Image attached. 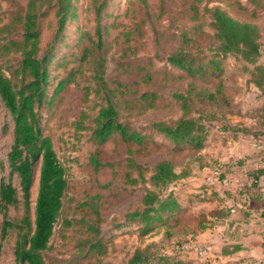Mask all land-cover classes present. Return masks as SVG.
Instances as JSON below:
<instances>
[{"label": "rangeland", "instance_id": "rangeland-1", "mask_svg": "<svg viewBox=\"0 0 264 264\" xmlns=\"http://www.w3.org/2000/svg\"><path fill=\"white\" fill-rule=\"evenodd\" d=\"M25 1L0 0L2 21H8L12 11ZM74 2L78 15L66 23L62 38L59 36L54 43L55 56L50 64L47 96L51 94L57 79L71 68L75 72L74 79L51 101L38 108L40 125L44 134L51 137L68 180L62 210L44 256L58 264H126L136 248L152 243L151 250L156 253L179 251L184 255L193 254L200 262L193 252L180 249L184 239H196L190 233L185 235L180 232L186 229L182 227L184 224L194 226L196 222L192 218L195 214L192 210L196 209L192 206L187 213L180 212L167 221L164 215L147 233L142 231L137 218L128 217L127 214L142 209L147 189L157 191L160 196L166 194V187L155 188L150 178L157 161L171 158L178 172L183 168L192 170L198 164L193 159L196 154L193 150H175L163 134L152 133L150 124L154 120L175 117L180 113L170 96L173 91L182 89L189 80L209 89L223 84L227 87L234 111L249 108L242 105L249 103L250 72L255 64H264V57L258 56L255 62H250L238 53H218V41L208 8L218 5L235 18L256 23L261 31L262 55L264 0H107L100 19L103 42L95 46L93 55L86 60L81 59L82 49L90 44L89 38L95 39L93 4L91 0ZM259 2L262 7H259ZM184 31L190 38L189 47L197 54L207 57L219 54L224 67L220 77L190 79L182 69L166 62V55L178 47ZM53 32L54 19L50 11L43 20L41 49L52 40ZM18 55L9 54L8 64L15 63ZM97 57L102 61L100 71L94 69L93 60ZM58 60L60 63L56 66ZM107 88L112 90L111 100L119 118L143 132L152 133L144 152H136L137 145L129 149L119 136L111 137L98 147L93 142V119L99 107L105 103ZM143 91H151L155 95L142 99ZM150 100L155 105L148 107ZM200 108L207 114L217 112L218 116L226 111L225 107L214 103L202 104ZM12 126L11 115L0 100V176L9 171L7 151L12 142ZM209 134L208 151L225 153V142L221 145L214 143L215 139L221 141L224 137L218 138L212 132ZM201 155V161L208 164L205 167H217L222 174H227L224 168L238 160L231 158L222 165ZM129 159L141 167H130ZM127 173L135 176L137 181H129ZM234 173L238 176L239 171ZM139 174H142V179ZM38 176L39 165L36 166L31 189L32 206L37 195ZM205 176L206 170L201 184L205 187L204 192L230 190L229 185L207 184ZM172 188L184 206L197 201L201 193L188 191V182L178 181ZM21 214V205L8 209L10 217L18 218ZM95 228H98V232H94ZM167 232L174 234L170 236ZM95 237L100 238L104 252L88 249L90 240ZM14 239L15 231H12L1 241L0 264H14ZM149 264L164 263L152 260Z\"/></svg>", "mask_w": 264, "mask_h": 264}, {"label": "trees", "instance_id": "trees-1", "mask_svg": "<svg viewBox=\"0 0 264 264\" xmlns=\"http://www.w3.org/2000/svg\"><path fill=\"white\" fill-rule=\"evenodd\" d=\"M91 1L94 9L95 39L89 38L90 44L82 49L81 59L84 60L93 55L96 45L100 46L103 42L100 19L107 0ZM259 3V7H262L261 2ZM50 11L54 19V32L52 40L41 49L43 20ZM208 11L214 36L218 41V53H238L245 60L255 62L262 52L260 27L252 21L233 17L218 5L208 8ZM77 15L74 0H26L12 11L8 21L3 22L0 18V100L9 111L13 122L12 142L7 151L9 171L0 176V243L15 231L14 264H58L47 260L44 250L49 246L55 223L61 213L68 180L65 166L57 155L51 137L44 134L40 125L38 108L51 101L74 79L75 72L71 68L57 79L51 94L47 96L50 64L55 56L54 43L59 36L62 38L61 33L66 23ZM189 40L187 33L182 32L180 44L166 55V62L182 69L190 79L220 77L224 67L219 54L209 57L199 55L189 47ZM15 53L19 54L17 61L8 64L7 56ZM93 62L94 69L100 71L101 58L97 57ZM62 64L63 62L60 65ZM249 83L257 87L258 95L262 97L261 104L244 111H234L226 85L218 84L215 89H209L189 80L182 89L173 91L170 95L180 113L175 117L154 120L150 124L152 133L163 134L175 150H199L207 145L211 125L219 120L225 121L228 114L236 112L254 118L250 125L242 123L240 128L244 133L251 134L256 140L264 139V64H255L254 70L250 72ZM106 91L105 103L99 107L93 119V142L98 147L111 137L119 136L129 149L137 145L136 152H144L152 133L143 132L122 121L111 100L112 90L107 88ZM153 95L154 92L143 91L140 97L150 98ZM206 103L225 107L226 111L220 116L217 112L207 114L200 108V105ZM154 105L153 100L147 104L148 107ZM193 159L198 162L200 168L208 165L201 161V153L194 154ZM94 162H97L96 158ZM128 163L132 168L141 167L132 159H129ZM37 165L38 188L32 206L31 189ZM191 171L190 168L176 171L171 158L157 161L152 167L150 178L155 188L166 187V194L160 196L157 191L147 189L143 196L142 209L129 212L128 217L137 218L142 225V231L147 233L164 215L167 221L187 210L188 206L181 204L172 187ZM261 172V169H255L250 173L256 180ZM127 175L132 183L137 181L135 176L130 173ZM139 177L142 179V174H139ZM254 183L255 181L252 182ZM18 205L22 208L21 216L10 217L8 209ZM202 221L200 218L195 226H187L180 232L185 235L190 233L194 237L197 231L204 229L205 224ZM94 232H98V228H95ZM167 233L170 236L174 234ZM151 247L152 243H148L143 248H136L126 264H149L152 260L162 261L164 264H197L196 258L179 251L156 253ZM88 249L98 253L105 251L99 237L90 240Z\"/></svg>", "mask_w": 264, "mask_h": 264}, {"label": "crops", "instance_id": "crops-1", "mask_svg": "<svg viewBox=\"0 0 264 264\" xmlns=\"http://www.w3.org/2000/svg\"><path fill=\"white\" fill-rule=\"evenodd\" d=\"M260 57L263 59L264 54ZM249 84L251 89L248 95L249 103H245L242 107L251 108L261 104L262 97L258 95L257 87L253 83ZM223 121L219 120L212 124L210 132L216 133L218 138L224 137L221 141L215 139L214 143L221 145L225 142V153L209 152L210 150L207 149L209 139L206 147L193 151L196 154L202 153L205 158L218 161L222 165L231 158H238L231 162V166L224 168L231 178L230 190L204 192L205 187L201 184H203L205 166L200 168L198 164L192 168L190 174L179 180L188 182V191H197L195 193L201 191L197 201H193L188 205L187 210L182 211L187 213L192 206L196 209L192 210L195 213L192 218L196 220L193 225L195 226L200 218L205 224L204 229L197 231L194 237L208 244L213 256L209 262L199 259L201 263L199 261L196 263L264 264V139L256 140L240 128L242 123L250 125L254 121L251 116L234 112L228 114ZM255 169L262 170L256 180L250 173ZM236 170L239 171L238 176H235ZM240 189L248 191V196L245 197L244 191ZM182 227H187V224ZM189 256L195 258L193 254Z\"/></svg>", "mask_w": 264, "mask_h": 264}, {"label": "built area", "instance_id": "built-area-1", "mask_svg": "<svg viewBox=\"0 0 264 264\" xmlns=\"http://www.w3.org/2000/svg\"><path fill=\"white\" fill-rule=\"evenodd\" d=\"M207 184L217 183L222 185H229L231 178L227 174H222V170L214 167H205ZM244 196L247 197L249 192L244 190ZM181 248L184 252L194 253L199 259L209 262L212 259V251L208 244H205L197 239L187 240L182 243Z\"/></svg>", "mask_w": 264, "mask_h": 264}]
</instances>
